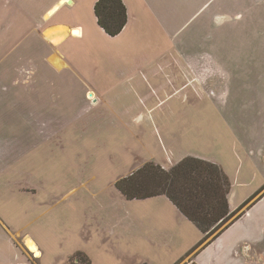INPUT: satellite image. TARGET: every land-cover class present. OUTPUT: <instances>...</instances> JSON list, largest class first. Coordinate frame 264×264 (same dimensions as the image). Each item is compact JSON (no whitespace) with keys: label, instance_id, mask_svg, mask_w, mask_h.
Masks as SVG:
<instances>
[{"label":"crops","instance_id":"obj_1","mask_svg":"<svg viewBox=\"0 0 264 264\" xmlns=\"http://www.w3.org/2000/svg\"><path fill=\"white\" fill-rule=\"evenodd\" d=\"M96 1H0V264H264V112L248 126L219 106L248 92L264 102V76L259 92L246 74L264 72V0H122L116 37ZM205 104L223 133L205 129ZM100 143L107 154L93 156ZM80 149L126 174H45ZM188 156L231 185L233 222L213 239L165 196L115 188L146 162L168 170Z\"/></svg>","mask_w":264,"mask_h":264},{"label":"trees","instance_id":"obj_2","mask_svg":"<svg viewBox=\"0 0 264 264\" xmlns=\"http://www.w3.org/2000/svg\"><path fill=\"white\" fill-rule=\"evenodd\" d=\"M93 11L98 26L109 37L118 36L127 23L122 0H97ZM230 187L227 176L217 164L190 156L168 170L146 162L115 183L126 200L165 196L200 230L204 240L217 237L233 222L223 227L234 216L228 204Z\"/></svg>","mask_w":264,"mask_h":264},{"label":"rangeland","instance_id":"obj_3","mask_svg":"<svg viewBox=\"0 0 264 264\" xmlns=\"http://www.w3.org/2000/svg\"><path fill=\"white\" fill-rule=\"evenodd\" d=\"M3 1V0H0ZM65 3H68V1H65ZM82 3H88V0H82ZM258 15V13H256ZM230 21V20H229ZM5 24V20L1 17V6H0V31L3 29ZM33 24H28L27 28H31ZM241 44V47L244 49V42L238 41ZM239 48V46H238ZM237 48V49H238ZM224 76H229V72H223ZM249 75L247 84L250 86H253L254 89H256L259 92H262L263 89L260 87L256 88L255 85H257L259 81L260 75L264 76V72L260 73L257 71H251L249 73H246ZM252 82V83H251ZM232 89L234 90H244V85L246 82L244 81H236V79L233 78L232 80ZM237 84L240 86L237 87ZM249 93V92H248ZM247 94H236L233 97L230 95L228 104H221L219 105L224 113L231 111L232 113L237 114V123L242 122L244 123L245 120L248 123V126L253 123L255 120L258 119L259 112L260 114L264 112V102L259 99V97L250 95L248 97ZM254 96V97H253ZM204 106V107H203ZM223 107V108H222ZM203 108V109H202ZM99 112V110H97ZM200 112H203L204 114V122H205V129L207 131H216L218 129L221 130V133H223L224 124L222 123L221 118H215L213 114H215V110L211 108L210 104L200 105ZM202 119V115L200 117ZM239 121V122H238ZM20 121H15L14 124L19 123ZM63 124H65V121H62ZM228 123V122H227ZM234 123V121H232ZM259 125V124H258ZM253 127H256V125H253ZM182 129V128H179ZM184 129V128H183ZM190 130H192L190 128ZM96 145V143H94ZM93 156L99 155L102 156L103 154L106 155L107 152L103 147V143H100V147L94 148L92 150ZM86 151L84 149H80L79 157H71L67 152L61 151L58 153V155L52 156L50 160H55L56 162L60 163V166H54L52 163H49L45 167V174L49 175H58V172L60 171L61 175H68V178H78L79 180H84L87 177H90L91 175H95V170L98 169L101 171L105 177V179H110L114 176L115 173L117 175L120 174H126V168H124L122 165L123 163L117 159V162H110L109 166L105 169L104 165L100 163L101 160L99 158H94L96 161H85ZM155 163V162H154ZM55 167V172L52 171V169ZM87 167V171H83V168ZM115 169V170H113ZM72 172V173H71ZM71 173V174H70ZM70 174V175H69ZM131 174V173H130ZM129 176V174H128ZM234 217L229 219L223 227L228 224ZM20 246V245H19ZM30 256H32L30 253H28ZM33 257V256H32Z\"/></svg>","mask_w":264,"mask_h":264},{"label":"bare ground","instance_id":"obj_4","mask_svg":"<svg viewBox=\"0 0 264 264\" xmlns=\"http://www.w3.org/2000/svg\"><path fill=\"white\" fill-rule=\"evenodd\" d=\"M71 33H72L73 36H78L79 35V31L78 30H73ZM27 247L34 254V257H39L37 249L35 248V245L31 241L27 242Z\"/></svg>","mask_w":264,"mask_h":264}]
</instances>
